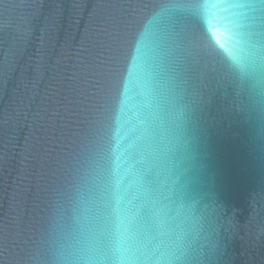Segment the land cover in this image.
I'll list each match as a JSON object with an SVG mask.
<instances>
[{
	"label": "water",
	"instance_id": "1",
	"mask_svg": "<svg viewBox=\"0 0 264 264\" xmlns=\"http://www.w3.org/2000/svg\"><path fill=\"white\" fill-rule=\"evenodd\" d=\"M0 264H264V0H0Z\"/></svg>",
	"mask_w": 264,
	"mask_h": 264
}]
</instances>
